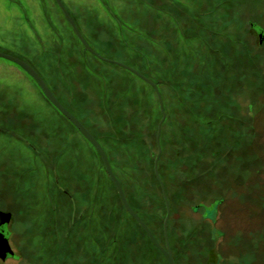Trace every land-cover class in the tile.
I'll return each instance as SVG.
<instances>
[{
    "label": "rangeland",
    "instance_id": "obj_1",
    "mask_svg": "<svg viewBox=\"0 0 264 264\" xmlns=\"http://www.w3.org/2000/svg\"><path fill=\"white\" fill-rule=\"evenodd\" d=\"M61 2L96 53L157 86L175 263L264 264V39L250 27L264 31V0ZM70 26L55 0H0V52L37 70L98 140L164 245L156 94L86 51ZM202 204H215L210 217ZM0 211L11 214L18 256L0 264H167L121 207L92 145L1 58Z\"/></svg>",
    "mask_w": 264,
    "mask_h": 264
},
{
    "label": "water",
    "instance_id": "obj_2",
    "mask_svg": "<svg viewBox=\"0 0 264 264\" xmlns=\"http://www.w3.org/2000/svg\"><path fill=\"white\" fill-rule=\"evenodd\" d=\"M55 2L57 3L58 7L60 8V11L63 13V15L66 18L69 25H71L70 26L71 29L73 30L74 34L76 35V37L78 38L80 43L83 45V47L85 48L86 51H88L90 54H92L97 59L102 61V63L105 62V63L113 64L115 66L117 65L118 67L132 73L133 75H135L136 77H138L139 79H141L142 81H144L148 85H150L156 94V97H157V100L159 103V109H160L162 117L159 121V124L157 125V132H156V138H155V142H157L156 143V146H157V154L156 155L157 156H155V159L153 162V171H154V175H155L157 181L159 182L162 198H163L164 205H165L164 209L166 210V214H165L163 224H162L164 245H161L156 240V238L152 234L149 227L141 220L139 215L129 205V203L125 197V194L123 192V189H122L120 182L118 181V179L114 175L113 171H111L112 168H111V165L108 161L107 155L105 154L103 148L100 146L98 141L90 133V131H88L87 128L79 121V119L76 118L74 115H72L65 108V106H63L58 101V99L54 96V94L51 93L52 91H50L47 84L43 81L41 76L37 73V70L33 69L29 64L22 61L21 59L16 58L10 54H5V53L0 52V58L7 60L9 62H12L15 65L21 67V69H23L37 83V85L39 86V88L41 89V91L43 92V94L47 98V100L50 102V104L53 107H55L58 110V112L62 116H64V118H66L68 121H70V123L78 130V132L92 145V147L95 149V151L98 153V155L101 159V162L103 164L106 175L108 176V178L113 183V185L116 189L117 195L119 197V200H120L121 205L123 206L124 210L127 212V214L130 217H132L134 219L135 223H137L143 229V231L146 233V235H147L148 239L150 240V242L152 243V245L163 255V258H165L167 264H176L175 260L173 258L171 249H170L169 240H168V233H167V223H168V219L170 216V209L171 208H170L169 203H168V199L166 196V192H165L163 182L160 179V176L158 173V160H159L160 155H161V147H160V131H161V129L160 128H161L162 122L165 119V113L163 110L162 98H161L160 93L157 89V86L150 79H148L146 76H144L143 74H141L139 71L135 70L134 68H132L126 64L117 62V61L106 59V58L100 56L98 53H96L88 45V43L85 41V39L83 38V36L79 32L78 28L74 24L72 18L70 17L69 13L65 9L61 0H55ZM10 215L11 214H9V213H4V212L0 211V227L9 223ZM6 255H14V254L9 248V244L7 242V239L3 236V232L2 233L0 232V258L3 259V258H5Z\"/></svg>",
    "mask_w": 264,
    "mask_h": 264
},
{
    "label": "flooded vegetation",
    "instance_id": "obj_3",
    "mask_svg": "<svg viewBox=\"0 0 264 264\" xmlns=\"http://www.w3.org/2000/svg\"><path fill=\"white\" fill-rule=\"evenodd\" d=\"M250 27L252 28V30L258 35V37H259V43L261 44L262 42V40L264 39V31H261V29L258 27L257 28V30H255V29H253V27H254V25L253 24H251L250 25ZM250 109V108H249ZM248 109V110H249ZM73 115V114H72ZM243 115L241 114V117H242ZM70 122V121H69ZM74 127V126H73ZM75 128V127H74ZM76 129V128H75ZM77 130V129H76ZM78 131V130H77ZM90 144V143H89ZM91 145V144H90ZM201 208L204 210V214H205V217L207 216V217H210L211 215H212V213L214 212V209L213 208H215V204L214 205H212L210 208L208 207H206L205 205H201ZM11 220V219H10ZM9 220V223L8 224H6V225H3V226H1L0 227V232L2 233L3 232V236L7 239V242H8V244H9V248H10V250L13 252V254L14 255H6L5 256V258H3V259H1L0 258V261H2V262H4V261H7L8 259H13V260H17L18 259V256H17V254H15V252L13 251V249H12V247H11V245H10V242H9V238H10V236H11V232L9 231V226H10V221Z\"/></svg>",
    "mask_w": 264,
    "mask_h": 264
},
{
    "label": "trees",
    "instance_id": "obj_4",
    "mask_svg": "<svg viewBox=\"0 0 264 264\" xmlns=\"http://www.w3.org/2000/svg\"><path fill=\"white\" fill-rule=\"evenodd\" d=\"M80 42V41H79ZM82 45V44H81ZM83 46V45H82ZM95 57V56H94ZM254 58H256V57H254ZM255 60H253V62H254ZM102 62V61H101ZM108 64H110V63H108ZM254 64H256V63H254ZM112 65V64H111ZM118 67V66H117ZM120 68V67H119ZM122 69V68H121ZM124 70V69H123ZM126 71V70H125ZM128 72V71H127ZM130 73V72H129ZM131 74V73H130ZM135 76V75H134ZM138 78V77H137ZM139 79V78H138ZM110 102L112 103V101L110 100ZM96 139V138H95ZM97 140V139H96ZM98 141V140H97ZM160 159H161V155H160V158H159V160H158V173H159V161H160ZM153 176L155 177V175H154V172H153ZM119 179V178H118ZM154 179H156V177L154 178ZM110 180V179H109ZM156 181V180H155ZM111 182V181H110ZM112 183V182H111ZM156 183H157V185H158V183L159 182H157L156 181ZM121 184V183H120ZM112 185H113V183H112ZM122 185V184H121ZM114 186V185H113ZM115 188V187H114ZM159 188H160V186H159ZM116 190V189H115ZM162 195V194H161ZM117 198H118V200H119V197H118V195H117ZM127 199V198H126ZM128 201V200H127ZM119 202H120V200H119ZM129 203V205L131 206V208L134 210V208H133V206L130 204V202H128ZM120 204H121V202H120ZM121 207L123 208V206L121 205ZM199 208H201V205L199 206ZM124 209V208H123ZM125 211V210H124ZM126 212V211H125ZM127 213V212H126ZM130 217V216H129ZM140 218H141V216H139ZM132 218V217H131ZM169 218H170V216H169ZM133 219V218H132ZM134 220V219H133ZM141 220L144 222V220H143V218H141ZM145 223V222H144ZM168 223H169V219H168ZM168 223H167V230H168ZM137 224V223H136ZM146 224V223H145ZM138 225V224H137ZM147 225V224H146ZM139 226V225H138ZM139 228L143 231V229L139 226ZM150 229V228H149ZM144 232V231H143ZM151 232H152V234H154L153 233V231L151 230ZM145 233V232H144ZM167 233H168V231H167ZM145 235H146V233H145ZM168 235H169V233H168ZM154 236H155V234H154ZM146 237H147V235H146ZM147 239H148V237H147ZM149 240V239H148ZM149 242H150V240H149ZM151 243V242H150ZM151 245H152V243H151ZM153 246V245H152ZM154 247V246H153ZM155 248V247H154ZM155 250H157L156 248H155ZM158 251V250H157ZM159 252V251H158ZM160 253V252H159Z\"/></svg>",
    "mask_w": 264,
    "mask_h": 264
}]
</instances>
